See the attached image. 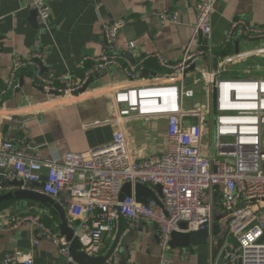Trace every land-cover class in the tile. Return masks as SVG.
<instances>
[{"label":"built area","instance_id":"1","mask_svg":"<svg viewBox=\"0 0 264 264\" xmlns=\"http://www.w3.org/2000/svg\"><path fill=\"white\" fill-rule=\"evenodd\" d=\"M216 1H195L193 27L206 39L212 30ZM23 7L35 11L38 29L45 31L49 18L47 0H23ZM157 15L163 21L178 20V13L169 9L160 10ZM125 25L122 18L102 24L105 49L78 63L77 68L89 63L82 75L69 70L54 77L44 76L40 62L43 52L39 50L27 59L12 58L2 89L8 97L19 87V74L26 68L32 70L34 86L47 96H55L51 99L56 102L78 99L88 78L112 67L119 69L129 82L107 88L112 95V116L108 122L116 129L105 144L85 152L68 151L46 158L11 141L0 142L5 186L20 180L22 184L11 188L43 194L57 204L61 203L60 193L68 192L69 204L64 210L67 226L78 240L79 250L89 256L100 252L105 236L115 237L121 218L127 222V231L139 222L155 225L163 253L175 231L205 230L211 250L215 243L214 226L227 218V230L219 248L226 263L237 264L240 260L241 264H264V77L221 76L227 72L225 67L207 70L202 73L203 82L210 85L212 93L207 92L206 103L200 107L185 108L183 99L190 91L183 86L184 77L198 78L199 74L190 68L205 59L217 58L211 47L185 50L175 64H168L156 52L151 56L171 69L170 74L163 76L167 80L155 77L138 81L148 56L135 59L133 54H123L116 40ZM234 31L248 39H264V26H252L242 19L231 22L229 33ZM230 38L231 35L227 40ZM38 45L36 40L34 47ZM127 47L133 50L134 42L129 41ZM258 55L252 61L256 67L263 64ZM156 117L166 119L163 152L134 155L122 124ZM126 183L132 189L136 184L145 186L153 198L142 203L132 193L120 200ZM217 210L222 213L218 221ZM22 222H29L48 235L59 255L67 263H75L66 238L55 234L37 215L23 216L17 224ZM182 222L187 225L184 229L179 227ZM190 253L181 251L179 255L185 259ZM169 260L164 255L161 262ZM0 264H33V257L30 252L15 250L3 255ZM103 264H118L115 249Z\"/></svg>","mask_w":264,"mask_h":264},{"label":"crops","instance_id":"2","mask_svg":"<svg viewBox=\"0 0 264 264\" xmlns=\"http://www.w3.org/2000/svg\"><path fill=\"white\" fill-rule=\"evenodd\" d=\"M195 1L47 0L48 27L41 32L36 14L23 7V0H0V142L8 140L16 146L28 147L52 158L68 151L85 152L112 139L116 127L108 122L112 116V95L107 88L129 82L117 68L92 75V81L79 92L80 97L70 102H56V99H51L55 96H47L35 87L30 68L20 72L19 87L11 97L4 95L2 89L12 58H30L35 50L43 52L40 62L44 76L54 77L69 70L82 75L89 63L86 62L82 68L76 66L85 56H96L104 51L102 24L114 19L126 20L116 40L123 54H133L135 59L148 56L143 64V71H148L144 75L142 71L138 81H149L155 77L167 80L163 76L170 74L171 69L151 56L156 52L168 64H175L185 50L211 47L217 58L205 59L190 68L199 74L198 78L184 77L183 86L190 91L183 99L185 108H190L188 102L195 97H204L206 103L207 92L212 93L210 85L203 82L202 73L207 70L225 67L227 72L221 76L264 77V39H248L237 31L229 33L231 22L237 19L252 26H264V0H217L211 16L212 30L207 39L197 34L193 27ZM163 9L176 11L177 22L159 19L157 13ZM229 35L231 38L227 40ZM36 40H39V45L35 48ZM129 41L135 44L133 50L127 47ZM256 54H259L258 61L263 62L260 67L252 64ZM121 128L134 155L163 152L164 117L128 120ZM4 174L5 168L0 166V194L19 190L11 188L19 184L5 186ZM60 199L58 205L65 210L69 204L68 192L62 191ZM0 205V258L21 250L31 253L33 264H70L59 255L48 235L29 222L17 224L23 216L37 215L55 234L63 236L58 229L59 216L52 206L14 198L2 201ZM217 226L220 231L224 230L220 223ZM119 228L121 238L115 248L118 264H196L194 246L183 248L169 244L163 253L153 224L139 222L127 231V222L121 218L114 234ZM113 240L111 236H105L102 249L91 257L106 255ZM188 250L191 252L188 258L180 257L181 251ZM164 255L170 260L162 263Z\"/></svg>","mask_w":264,"mask_h":264},{"label":"water","instance_id":"3","mask_svg":"<svg viewBox=\"0 0 264 264\" xmlns=\"http://www.w3.org/2000/svg\"><path fill=\"white\" fill-rule=\"evenodd\" d=\"M34 13L35 11L32 10ZM36 14V13H35ZM148 70L144 69L142 74L144 75ZM92 81L91 78H88L84 86L80 91L85 90L87 85ZM11 184H22V181L16 180L12 182ZM134 194L136 200L138 202L146 203L148 198H153L152 192L146 188L145 186L136 184L134 188L132 189L131 185L129 183H126L123 185L121 189V193L119 196V199L122 200L126 195ZM28 199V200H34L41 202L47 206H52V208L57 212L59 216V223H58V229L60 233L66 238V240L69 242V253L73 257V260L75 264H103L106 257L115 249L117 246V243L119 241L120 235H121V229L119 228L115 234L113 243L104 256H97V257H91L88 254H86L83 251L79 250L80 244L76 238H73V231L71 228L67 226L65 214H64V208L57 203H55L52 199L49 197L33 192L30 190H14V191H8L7 193L0 194V204L2 201H7L10 199ZM227 218L223 219L220 224L224 227V230L220 231V228L216 225L214 226V234L215 237V244L212 246V249L210 250L207 243V232L205 230L202 231H196L194 233H183V232H173L172 238L170 241V245H178L180 247H195L196 252V264H228L224 260L223 253L218 252L222 238L227 230L226 225ZM186 223L182 222L180 223L179 227L184 229L186 228ZM221 232V233H220ZM264 237V236H263ZM263 237L261 239H263ZM237 264H241V261L239 260Z\"/></svg>","mask_w":264,"mask_h":264},{"label":"rangeland","instance_id":"4","mask_svg":"<svg viewBox=\"0 0 264 264\" xmlns=\"http://www.w3.org/2000/svg\"><path fill=\"white\" fill-rule=\"evenodd\" d=\"M202 95V94H200ZM188 103H190V108H194V107H200L203 103H205V99L204 97H195L192 100H190ZM264 131V128H263ZM263 143H264V136H263ZM216 221L222 219V213L220 211L217 210V214L215 217Z\"/></svg>","mask_w":264,"mask_h":264},{"label":"trees","instance_id":"5","mask_svg":"<svg viewBox=\"0 0 264 264\" xmlns=\"http://www.w3.org/2000/svg\"><path fill=\"white\" fill-rule=\"evenodd\" d=\"M1 206V205H0Z\"/></svg>","mask_w":264,"mask_h":264}]
</instances>
